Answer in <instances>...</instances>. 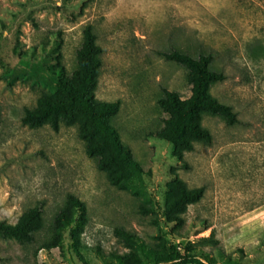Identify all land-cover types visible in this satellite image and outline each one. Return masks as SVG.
I'll use <instances>...</instances> for the list:
<instances>
[{
    "label": "rangeland",
    "instance_id": "374dc122",
    "mask_svg": "<svg viewBox=\"0 0 264 264\" xmlns=\"http://www.w3.org/2000/svg\"><path fill=\"white\" fill-rule=\"evenodd\" d=\"M87 24L102 48L96 99L120 103L111 123L145 172L157 224L154 214L139 211L141 197L109 184L76 125L55 131L21 123L24 110L54 90L58 52L68 75L77 68ZM253 37L264 42V0H0V220L14 224L39 204L44 220L32 242L0 236V264H103L98 249L107 257L129 251L116 229L153 249L164 234L180 250L190 243L218 264H264V57L246 54ZM174 49L212 53L224 79L209 92L237 117L227 125L203 114L211 142H194L182 162L155 135L166 118L157 104L162 89L190 95L185 68L164 57ZM175 177L204 192L169 233L173 224L160 206ZM70 194L86 206L80 242L70 227L48 248L54 215Z\"/></svg>",
    "mask_w": 264,
    "mask_h": 264
},
{
    "label": "trees",
    "instance_id": "16d2710c",
    "mask_svg": "<svg viewBox=\"0 0 264 264\" xmlns=\"http://www.w3.org/2000/svg\"><path fill=\"white\" fill-rule=\"evenodd\" d=\"M244 49L252 59L264 57V42L260 37L248 40ZM164 57L185 68L190 95L182 98L175 91L162 89V96L157 104L166 114V118L155 135L172 144L174 156L182 162L183 152L192 150L194 142H211L209 130L201 125L203 114L219 116L227 125L235 124L237 117L231 106L219 102L209 92L211 85L224 79L223 72L212 67V53L201 52L193 56L174 49L165 52ZM60 58L58 52L51 67V72L56 76L54 90L41 94L33 108L25 109L21 123L29 128L49 125L55 131L61 123L67 126L76 125L86 154L96 158L97 168L105 173L109 184L118 190L141 197L139 211L154 214V222L157 224L155 204L146 192L145 172L111 123L120 103L118 100L100 101L95 96L102 65V48L96 42L91 24L85 25L82 30V41L76 52L77 68L71 75L66 73ZM203 192V187L188 189L177 177L168 185L160 206V216L166 224H173L169 233L182 226V215L187 206L197 203ZM86 222L85 203L71 194L68 195L62 209L54 215L51 236L45 244L46 247L59 246L63 233L70 227L74 243L79 244ZM43 225L42 205L39 204L27 209L14 224L0 220V236L29 243L34 241L35 234ZM116 233L129 251L107 257L98 249L97 255L103 260V264H218L211 254L193 252L190 243L180 250L164 234L157 235L158 241L153 249L135 234L123 229H116Z\"/></svg>",
    "mask_w": 264,
    "mask_h": 264
}]
</instances>
